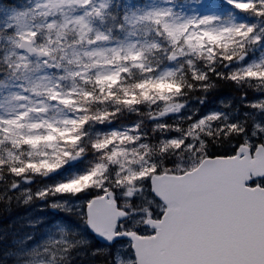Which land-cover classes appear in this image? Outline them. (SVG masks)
I'll list each match as a JSON object with an SVG mask.
<instances>
[{"label":"snow or ice","instance_id":"obj_1","mask_svg":"<svg viewBox=\"0 0 264 264\" xmlns=\"http://www.w3.org/2000/svg\"><path fill=\"white\" fill-rule=\"evenodd\" d=\"M14 205L0 264H264V0L0 5Z\"/></svg>","mask_w":264,"mask_h":264},{"label":"rangeland","instance_id":"obj_2","mask_svg":"<svg viewBox=\"0 0 264 264\" xmlns=\"http://www.w3.org/2000/svg\"><path fill=\"white\" fill-rule=\"evenodd\" d=\"M218 103H212L214 106ZM211 105V103H208ZM209 105V106H210ZM39 203V202H37ZM14 208V214L11 222L7 223V231L0 230V244L2 243L4 247H8L12 241L14 236L17 234L24 235L25 233L33 231L32 228L27 226V221L31 219H35L38 216H48L49 218L52 216V213L50 210L47 212H40L37 211L36 206L31 207H24V206H13Z\"/></svg>","mask_w":264,"mask_h":264},{"label":"trees","instance_id":"obj_3","mask_svg":"<svg viewBox=\"0 0 264 264\" xmlns=\"http://www.w3.org/2000/svg\"><path fill=\"white\" fill-rule=\"evenodd\" d=\"M235 94L232 92L231 89L227 87H221L214 93L210 99L209 102L216 101L217 99H230ZM14 208H10L5 210L2 206H0V230L7 231V223L11 222V219L15 216L14 214ZM6 249V247L3 246V244H0V254L3 253V251Z\"/></svg>","mask_w":264,"mask_h":264}]
</instances>
